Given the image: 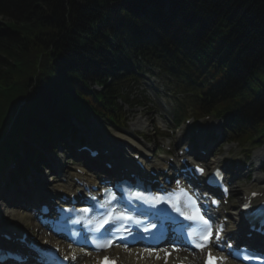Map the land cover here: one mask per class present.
<instances>
[{
  "label": "trees",
  "instance_id": "1",
  "mask_svg": "<svg viewBox=\"0 0 264 264\" xmlns=\"http://www.w3.org/2000/svg\"><path fill=\"white\" fill-rule=\"evenodd\" d=\"M0 15L1 169L70 116L124 122L146 72L170 77L176 122L214 114L264 144V0H0Z\"/></svg>",
  "mask_w": 264,
  "mask_h": 264
},
{
  "label": "rangeland",
  "instance_id": "2",
  "mask_svg": "<svg viewBox=\"0 0 264 264\" xmlns=\"http://www.w3.org/2000/svg\"><path fill=\"white\" fill-rule=\"evenodd\" d=\"M147 82L148 83L142 86L135 85L129 92L130 101L132 104H135L134 106L123 103L124 110L127 113L125 115L127 122L124 121L116 126L104 119L98 120L88 118L84 124L81 123L79 125L75 123L77 135L79 134L88 141H95L96 143H100L104 140L105 135H111L113 137L127 135L141 142L149 143L152 149H154L157 144L155 138H159L158 153L161 157L162 150L160 142L172 143V145L177 144L181 137L183 139L189 138L196 127H199L201 134H209L208 132L211 131L210 123H213L215 125L213 131H215V134L217 133L216 137L218 138L220 135L219 145L217 146L216 154L213 158L215 160L225 161L235 159L237 162L240 160V162H244V164H250L246 165L244 172L240 173L239 178L233 181L232 201L230 207H227V209H229L232 214H235V206L245 189L264 186V169L261 167L264 165V149L260 147L257 148L253 152L250 161H247L245 150L239 145L231 142L225 131L221 133L222 120L219 119H215L214 121H204V119L197 120L193 119L194 116L191 114L188 117L191 119V124L182 121L179 125L175 126L172 121H169L165 117L166 114H168L174 119L175 106H173L169 95H166L168 88L164 77L158 78L151 76ZM95 88L100 89L97 86H95ZM136 100L141 101L142 104L137 105L136 103L139 102ZM74 122L76 121L74 120ZM251 162L253 163L251 164ZM254 176L257 178L255 181L252 180ZM11 210L13 211L6 217L9 222L19 224L20 227H26L35 238L47 234L45 230L38 228L33 216L28 215L29 212L18 208H11ZM19 216H23V219H20ZM234 227L233 225L229 228L232 230Z\"/></svg>",
  "mask_w": 264,
  "mask_h": 264
},
{
  "label": "snow or ice",
  "instance_id": "3",
  "mask_svg": "<svg viewBox=\"0 0 264 264\" xmlns=\"http://www.w3.org/2000/svg\"><path fill=\"white\" fill-rule=\"evenodd\" d=\"M193 171L198 172L201 175L204 173V169L199 167V165H195L193 167ZM214 175L219 180H222V176H221V173H220L219 169H217V171H216V173ZM179 183L180 182L177 181V184H179ZM185 191H186V189H185ZM224 191L227 192V189L225 188ZM105 192L107 193V189H105ZM255 195H257V194L253 193V196H255ZM141 196H143V193H141V192H134L133 193V197L136 198V199L141 198ZM93 199H95V197H93ZM112 199H116L114 194L112 196ZM108 202H109V204H111L112 201L109 200ZM211 203L218 204V201L213 200V201H211ZM100 207L103 208L104 205L101 204ZM245 207H247V205H245ZM176 210L180 211L179 208H177ZM84 211H88V209H85ZM210 215H211V213L207 212L205 214H202L199 217V219L202 220L204 222V224L209 225L206 234L200 238V240L203 241V243L197 242V241H188V243L190 245H193L196 248L203 249L204 247H207L208 243L212 242V239H213V228L211 227L209 219L206 218V216L210 217ZM131 219L132 218L130 216L126 215V213H124V212L116 214L115 209H111V210L107 211L104 214L103 219L99 222V225H98V227L96 229V232L99 234V236L101 238L106 240V243L97 245V247H103V248L110 247L115 242V240H117V239H119L122 242H126L127 239H128V236L129 235H134V234L131 233V230L126 225L123 224V221H125V220L131 221ZM189 219H191V217H189ZM105 225H108V227L105 228ZM117 232H123L125 234L117 236L116 235ZM219 239H220V235H219V233H217L216 236H215V240L217 241L216 247L219 248L222 251L223 250V246L218 243ZM73 242H76V241H73ZM126 246L127 245L125 243V247ZM227 246L230 247L231 245H227ZM57 251H59V249H57ZM208 257H209V260L215 259L214 257H212L211 251H209ZM63 259L67 260V259H69V257L68 256H64ZM72 259L73 260L76 259L75 254L72 255ZM105 259H107V257ZM220 259L221 260H226L227 258L226 257H221ZM206 264H207V262H206Z\"/></svg>",
  "mask_w": 264,
  "mask_h": 264
},
{
  "label": "bare ground",
  "instance_id": "4",
  "mask_svg": "<svg viewBox=\"0 0 264 264\" xmlns=\"http://www.w3.org/2000/svg\"><path fill=\"white\" fill-rule=\"evenodd\" d=\"M136 145H137V147H139V148H141L142 150H149L150 149V146L148 145V144H143V143H139V142H136ZM135 153H137V151H135ZM261 154V153H260ZM261 156V155H260ZM262 158V157H261ZM249 189H251V188H249ZM26 191H23V192H21V193H19V194H17V193H15V196H16V199H19V197H21L22 195H23V193H25ZM36 203H38V200H37V202ZM29 215V214H28ZM19 218L20 219H23V216H19ZM81 252L83 251V250H80ZM79 251V252H80ZM83 254L85 253L84 251L82 252ZM136 253V255H140V254H138L137 253V251L135 252ZM196 253L197 252H194L193 254H190L191 256V259L192 260H195V258H198V260H200V258L201 257H199V256H195L196 255ZM151 254H150V252H148V251H146V252H144V254L141 256V261H143V262H146V261H148L147 259L149 258V256H150ZM122 257H123V262H127V264H137L135 261H134V257H135V254H133L132 256L131 255H129V254H122ZM93 260V259H92ZM79 261L81 262V263H85V262H88V261H84L82 258H79ZM138 264H140V263H138ZM151 264H160V263H151Z\"/></svg>",
  "mask_w": 264,
  "mask_h": 264
}]
</instances>
